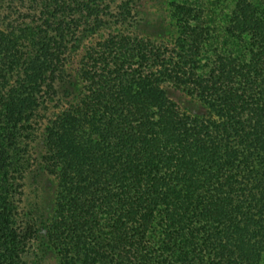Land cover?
Segmentation results:
<instances>
[{
  "label": "trees",
  "instance_id": "1",
  "mask_svg": "<svg viewBox=\"0 0 264 264\" xmlns=\"http://www.w3.org/2000/svg\"><path fill=\"white\" fill-rule=\"evenodd\" d=\"M142 2L0 0V264H264V0Z\"/></svg>",
  "mask_w": 264,
  "mask_h": 264
},
{
  "label": "rangeland",
  "instance_id": "2",
  "mask_svg": "<svg viewBox=\"0 0 264 264\" xmlns=\"http://www.w3.org/2000/svg\"><path fill=\"white\" fill-rule=\"evenodd\" d=\"M233 0H225L227 6L232 4ZM142 11L145 17L146 30L158 35L164 28L166 19L167 0H143ZM72 74H74L72 72ZM169 96L184 111L199 114L204 112L203 104L185 93L184 91L172 87L167 88ZM26 200L32 201L37 194L40 196L44 211H49L52 206V199L55 189V180L52 176L44 172L36 163L26 179ZM42 264H59L56 257L47 251Z\"/></svg>",
  "mask_w": 264,
  "mask_h": 264
}]
</instances>
